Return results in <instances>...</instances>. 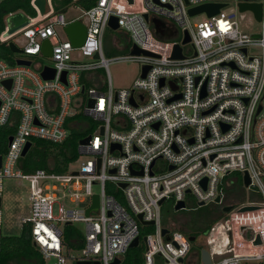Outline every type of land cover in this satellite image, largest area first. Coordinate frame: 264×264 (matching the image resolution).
<instances>
[{"label":"built area","instance_id":"1","mask_svg":"<svg viewBox=\"0 0 264 264\" xmlns=\"http://www.w3.org/2000/svg\"><path fill=\"white\" fill-rule=\"evenodd\" d=\"M231 3L239 13L241 3L260 4V21L250 11L260 30L241 29L225 7L212 17L200 14L205 19L190 24L196 16L190 17L189 9ZM35 12L17 33L3 39L4 28L0 34V42L23 38L22 48L14 43L24 56L17 59L30 61L19 66L0 59V128L12 130L0 151V198L3 179L28 181L30 210L21 224L29 228L44 264H111L136 238L140 242L142 232L143 264H195L187 258L189 237L204 239L210 264H264V0H98L73 18L51 6L42 17ZM111 17L129 35L130 46L125 54L105 57L103 36L111 30ZM76 20L86 29L78 48L65 33ZM185 32L190 40L182 44ZM44 41L51 48L50 65L31 60L42 56ZM120 43L113 40L115 48ZM175 45L181 47V59L172 57ZM133 47L150 55H133ZM74 52L83 60L72 58ZM122 62L137 64L140 72L130 87L115 92L108 67ZM44 68L54 71L52 79L42 78ZM102 70L108 77L106 91L96 88L105 83L103 76L95 78ZM176 95L180 98L171 100ZM78 115L96 129L86 144H78L75 163L84 159L77 171L25 174L18 167L27 143L62 144L69 136L68 120ZM234 173L247 174L249 186H242L247 195L257 196L256 202L223 205L232 209L197 236L163 222L166 202L173 209L183 202L185 210L189 196L197 206L222 205L227 178ZM95 195L98 210L86 215ZM65 200L76 207L87 204L67 208ZM243 207L256 209L240 212ZM74 223L84 224V233L69 232L67 226ZM257 238L260 244L254 245ZM1 239L0 206V251Z\"/></svg>","mask_w":264,"mask_h":264},{"label":"rangeland","instance_id":"2","mask_svg":"<svg viewBox=\"0 0 264 264\" xmlns=\"http://www.w3.org/2000/svg\"><path fill=\"white\" fill-rule=\"evenodd\" d=\"M223 11L230 15L233 14L236 16L240 28L248 31L258 32L260 30V25L254 20L253 14L250 11H245L243 13L238 12V8L235 3L229 4L227 7L223 9ZM80 14L79 10L74 8L68 9L66 11V16L69 18H73ZM205 19L204 15H197L190 19V24H198ZM14 24L19 25L20 23L24 22V18L20 16H16L13 18ZM61 37H64L62 32H59ZM115 38L121 39L120 46L115 48L113 46V40ZM14 43L19 47L22 48L24 46V39L20 36H15L12 38ZM130 46V37L129 35L122 29H118L116 31L106 30L103 36V53L105 57H111L113 55H121L127 53V50ZM13 58H23L24 56L22 53H12ZM72 58L83 60L80 57L78 52L72 53ZM33 62L40 63L42 65H50L52 62L48 57L36 56L31 57ZM108 72L111 78L112 89L116 92L121 89H125L131 86V83L138 77L140 72V67L137 66L135 63H111L108 67ZM104 77L105 83H98L96 86L97 89L106 91L108 88L107 84V75L105 71H98L95 75V78L99 76ZM86 86L90 87L93 86L92 83L86 82ZM85 97L82 96V99ZM264 107V100L262 102ZM87 120V119H86ZM88 121V120H87ZM89 122L83 123L78 128H86L88 127ZM84 158H81L83 160ZM80 161L77 163L72 164L67 172H74L79 169ZM228 181L230 183L229 188L225 191L227 195L222 205H215L210 204L206 206V213L209 219H213L218 216L219 211L218 209L222 210L223 205L227 204H242L244 202L257 201V196L255 195H247L245 197L242 193V186L243 185V176L239 173H234L228 177ZM244 190V189H243ZM94 192L99 191L98 186L93 187ZM30 186L28 181L18 179V178H5L2 181V201H1V237H12V236H19L22 231V224L21 220L27 218L29 216L30 210ZM188 204L185 210L175 212L173 208L169 206L166 202L161 207V218L164 223H171V226L183 233L186 236H190V233L185 231L184 226H190L191 223L197 219V214L195 211V207H197L196 203L191 199V197H187ZM84 204H78L76 207L75 204L68 202L65 200V205L67 208H82ZM74 228L78 229L80 232L84 233L85 225L82 223H74ZM60 229L64 230L65 226L63 224L60 225ZM200 235V234H199ZM219 242V241H218ZM139 247H143L144 250V241L143 237L140 236V242L138 244ZM204 248L208 249L209 247L205 245L204 239H197L190 243V251L187 258H193L196 260L195 264H199V254L200 251ZM132 249V248H130ZM71 254H76V252H71ZM124 257V256H123ZM217 258H214L216 260ZM45 264H52V262L47 261ZM184 264H188L187 260H185ZM247 264H256V263H247Z\"/></svg>","mask_w":264,"mask_h":264},{"label":"trees","instance_id":"3","mask_svg":"<svg viewBox=\"0 0 264 264\" xmlns=\"http://www.w3.org/2000/svg\"><path fill=\"white\" fill-rule=\"evenodd\" d=\"M97 1L98 0H51V3L55 12H66L70 7H76L82 11H87L92 8ZM31 2L32 0H0V34L5 28V18L11 14L22 12L28 17H36V12ZM7 43L8 42H0V59L4 60L9 65H14L15 59ZM87 120L81 115L69 119V136L62 144H53L42 140H31L30 150L25 157L19 160L18 167L22 169L25 174L32 173L38 169L57 174L66 173L70 165L75 163L79 158L77 150L79 142L86 136L95 132L96 124ZM85 122H89L88 127L86 126L84 129L78 128ZM11 134L12 130L0 128V151L5 147L7 139ZM243 189L242 193L247 197L245 189ZM226 195L227 192L225 198H227ZM227 205L237 206L236 204ZM195 211L198 214L194 223L192 222L190 226L183 225L185 231L193 236L205 234L210 226L223 215L222 210L218 209V216L209 219L206 213V206H197L195 207ZM67 230L72 234L75 232L74 227L67 226ZM141 236L144 238L146 233L142 232ZM143 251L142 246L128 249L120 264H143ZM0 264H44L41 254L31 243L30 230L27 226L22 228L19 236L2 237Z\"/></svg>","mask_w":264,"mask_h":264},{"label":"water","instance_id":"4","mask_svg":"<svg viewBox=\"0 0 264 264\" xmlns=\"http://www.w3.org/2000/svg\"><path fill=\"white\" fill-rule=\"evenodd\" d=\"M128 1L130 4L132 3V0H128ZM245 1H250V0H245ZM50 3H51V0H32L31 5L38 12L39 16L42 17V16H44L50 12ZM51 5H52V3H51ZM52 7H53V5H52ZM224 7H226V4H204V5H200V6H197L195 8L189 9L188 14L190 17L197 16L200 14H205L207 17H212V16L217 15L219 13L220 9H222ZM239 11L240 12L251 11L254 14V17L257 21H260V19H261V5L260 4L241 3V4H239ZM16 16H20V17L24 18V22L20 23L19 25H15L13 18ZM144 18L147 21V15H144ZM30 22H31V20L29 19V17L22 12H17V13H14V14L7 16L4 20V25H5L6 31H5V33L2 34V38L6 39V38L12 36L13 34L20 31L22 28L27 26ZM108 27L112 31H116L119 28V26L117 24V18L111 17L109 20V23H108ZM65 33H66L68 39L70 40L71 45L74 48H78L83 44V42L85 40L86 29L82 25L80 20H76V21H74V22H72L66 26ZM253 38H258V36H253ZM189 40L190 39H189L188 33L185 32L182 44H187L189 42ZM7 45H8V47L12 53H21V50L18 49L13 42L9 41L7 43ZM243 52H245V51H243ZM131 54H133V55H139V54L150 55L146 52L139 50L136 47H133V49L131 50ZM41 55L43 57H50L51 56V48H50L48 41L43 42L42 48H41ZM172 57L175 59H181L182 58L181 47L179 45L174 46V51H173ZM95 58H97V55H95ZM15 64L19 65V66H21V65L22 66H30V61L17 59L15 61ZM147 69H148L147 67L142 69V77L145 76ZM40 74H41L43 79L48 80V79L53 78L54 71L52 69H49V68H44ZM64 75L65 74H63V78H64ZM160 84L161 85L163 84L162 80H161ZM82 93H83V90L81 91V94ZM202 96H204V92L202 93ZM178 98H180V95H176L171 100L178 99ZM91 103H92V101H91ZM131 103L134 104L132 102V100H131ZM259 111H260V108L258 109L257 112H259ZM102 132H103V129L101 128L100 134H102ZM89 140H90V136H87L86 138L82 139L79 143L80 144H86ZM10 141H11V137L9 138V142ZM30 147H31V143H27L25 145V147L21 153V157L26 156V154L30 150ZM113 148H114V146L112 147V149ZM139 174H141V173H139ZM249 183H250V181H249L247 174H244V176H243L244 188H247L249 186ZM202 184L204 186V181L202 182ZM1 201H2V199L0 198V206H1ZM215 203L216 204L220 203L219 197L216 198ZM202 206H203L202 203L198 204V207H202ZM184 208H185L184 203L179 202L174 207V211L175 212L182 211V210H184ZM231 209H232L231 207H224V208H222V212L228 213ZM255 209H256V207H243L240 209V212L253 211ZM97 210H98V196L95 195V196H93L92 206L86 210V215H89L90 212H97ZM138 219L141 221L140 215L138 216ZM142 224H152V222H150V223L142 222ZM166 233H167V230L164 229L162 231V235H164ZM143 240H145V239H143ZM189 241L193 242L194 237H189ZM138 244H139V239L136 238L131 243L130 248H135L138 246ZM259 244H260V242H259V239L257 238L254 245H259ZM122 259L123 258L115 259L111 264H120ZM200 261H201V264H210L209 255L205 250L200 251ZM77 264H90V263H77ZM93 264H98V263H93Z\"/></svg>","mask_w":264,"mask_h":264},{"label":"crops","instance_id":"5","mask_svg":"<svg viewBox=\"0 0 264 264\" xmlns=\"http://www.w3.org/2000/svg\"><path fill=\"white\" fill-rule=\"evenodd\" d=\"M50 6L52 7V5H51V3H50ZM53 8V7H52ZM71 8H74V9H76V10H79V11H81L79 8H76V7H71ZM70 9V8H69ZM66 13V12H65Z\"/></svg>","mask_w":264,"mask_h":264}]
</instances>
